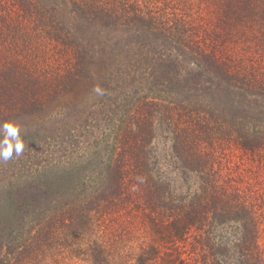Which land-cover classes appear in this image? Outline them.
<instances>
[{
  "label": "trees",
  "instance_id": "obj_1",
  "mask_svg": "<svg viewBox=\"0 0 264 264\" xmlns=\"http://www.w3.org/2000/svg\"><path fill=\"white\" fill-rule=\"evenodd\" d=\"M91 32L120 34L119 86L83 126L21 130L0 162V264H264L256 166L223 161L236 148L264 168V0H0V122L81 82Z\"/></svg>",
  "mask_w": 264,
  "mask_h": 264
},
{
  "label": "rangeland",
  "instance_id": "obj_2",
  "mask_svg": "<svg viewBox=\"0 0 264 264\" xmlns=\"http://www.w3.org/2000/svg\"><path fill=\"white\" fill-rule=\"evenodd\" d=\"M80 31L84 37H87V34L84 33V31H86L85 28ZM73 33H76L79 38L82 37L81 33L77 29L76 31H73ZM91 33L94 37L91 36L92 38H90L92 43L88 45V50L92 59L89 60L90 66L88 68L86 67L82 72L85 76L82 78L81 82H71L70 84L65 85L64 82L60 81L59 84L64 86L63 88L59 87V95L55 96L43 109L24 115L23 117L18 116L13 119L9 118L8 121H14L17 123L21 130H24L27 126L29 128H36L38 125L44 124L50 119H54L56 123L60 120L61 127L69 124L71 126L76 124L83 126L85 121H88L93 114L99 115L108 110L107 104L109 103V98L115 94L117 86L119 85L115 79L117 77H110L108 73H105V71L109 65L115 67V69L118 68L120 64L125 65L126 60L124 57L126 55V51L122 48V39H120V34H116L115 38L103 39L102 34ZM103 51L104 53H102ZM148 68L152 69V71L150 69V74H152L153 70L158 69L159 67H155L154 62H152ZM148 77L150 81L151 75H148ZM97 86L102 89V95L94 91ZM72 113H74V117L69 118V115ZM93 118H96V116H93ZM56 123H53L54 127L57 126ZM2 124L3 123L0 122V125ZM95 131L98 132V130ZM238 150L235 148L233 151L225 154L226 156L223 158V161L226 163L231 161L232 163L239 162L255 165L256 168L253 170L254 173L246 174L248 179L245 178L244 180L249 184V187L252 190H259L260 192L264 191V168L258 165L259 162L251 160V157H249L247 153L242 150ZM171 152V140L169 133L164 129V127H162L157 131L154 155L157 159L159 158V164L167 175H171ZM28 179L29 178L26 177L22 178L19 181V189L13 190V198L11 201L16 205V207L22 205L23 201H27L29 196L28 191L31 185L30 183L37 180H32L31 178L30 180ZM19 193L24 194L23 198L18 196ZM20 212L23 214L24 210H20L19 213ZM223 232L225 233L226 231ZM183 257L185 258V256ZM74 263L83 264V262L78 259L77 261L74 260L73 264Z\"/></svg>",
  "mask_w": 264,
  "mask_h": 264
},
{
  "label": "clouds",
  "instance_id": "obj_3",
  "mask_svg": "<svg viewBox=\"0 0 264 264\" xmlns=\"http://www.w3.org/2000/svg\"><path fill=\"white\" fill-rule=\"evenodd\" d=\"M94 91L103 94L97 86ZM0 162L7 163L14 157L19 158L25 149L24 139L21 137V128L14 121H6L0 125Z\"/></svg>",
  "mask_w": 264,
  "mask_h": 264
}]
</instances>
